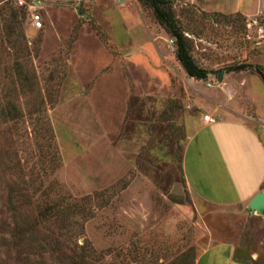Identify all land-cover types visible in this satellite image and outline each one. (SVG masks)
I'll use <instances>...</instances> for the list:
<instances>
[{
    "label": "rangeland",
    "instance_id": "rangeland-1",
    "mask_svg": "<svg viewBox=\"0 0 264 264\" xmlns=\"http://www.w3.org/2000/svg\"><path fill=\"white\" fill-rule=\"evenodd\" d=\"M35 1L40 28L27 7L0 0L6 263L60 264L46 248L54 234L62 251L84 244L94 264H193L219 239L264 264V214L197 199L180 170L213 109L241 114L264 141V0H168L205 78L187 74L174 36L140 0ZM13 196L22 220H37L17 244Z\"/></svg>",
    "mask_w": 264,
    "mask_h": 264
},
{
    "label": "crops",
    "instance_id": "crops-1",
    "mask_svg": "<svg viewBox=\"0 0 264 264\" xmlns=\"http://www.w3.org/2000/svg\"><path fill=\"white\" fill-rule=\"evenodd\" d=\"M212 112L214 120L199 119L186 141L185 182L201 201L247 206L256 191L264 192V141L241 114ZM258 258L247 245L219 239L208 243L195 264H262Z\"/></svg>",
    "mask_w": 264,
    "mask_h": 264
},
{
    "label": "trees",
    "instance_id": "trees-1",
    "mask_svg": "<svg viewBox=\"0 0 264 264\" xmlns=\"http://www.w3.org/2000/svg\"><path fill=\"white\" fill-rule=\"evenodd\" d=\"M140 1L152 7L153 13L157 18V20L167 29L169 33H171L174 36L175 45H176L175 55L179 60V62L181 63V65L183 66V68L185 69V71L187 72V74L195 76L197 78H205L207 76L208 70L205 67L199 65L195 61L190 50L188 37L184 34L183 30L179 27V25L176 24V19L173 15L170 5L168 4L169 1L168 0H140ZM21 6H24L26 8L25 5H21ZM13 14L14 16H16V12H13ZM246 66H247L246 63H239L230 66L229 69H242ZM256 71L260 75V78L264 83V70L260 66L256 65ZM180 170L182 172V179L184 180L182 165H180ZM9 198L11 204L8 208L11 213V222H12L11 225L12 232L10 233L11 235L9 236V240L10 243L17 244L16 242L22 236V234L18 235V233H24L23 228L36 229L35 225L37 220L36 218L34 219L33 222L22 220L19 212V204H17L15 197L13 196ZM73 205H75V203L71 204V206ZM39 214L40 215L43 214V209L39 211ZM43 241H45L44 237H43ZM28 243L29 244L34 243V240L29 236H28ZM45 243L47 244L46 248L50 250V253H52L54 258L57 259L60 264H94L90 260V255L92 252L89 249H85L84 244H77L75 252L62 251L60 247L61 245L59 239L54 234L50 235L49 239H47ZM196 258L194 259L193 264H195ZM15 263L17 262L6 263L5 257L0 252V264H15Z\"/></svg>",
    "mask_w": 264,
    "mask_h": 264
},
{
    "label": "built area",
    "instance_id": "built-area-1",
    "mask_svg": "<svg viewBox=\"0 0 264 264\" xmlns=\"http://www.w3.org/2000/svg\"><path fill=\"white\" fill-rule=\"evenodd\" d=\"M20 5H25L29 9V18L31 24L35 28H40L42 26V15L41 12L37 9L35 0H17ZM169 42H173V38L170 37ZM204 121L211 122L214 120V117L210 113H204L202 115Z\"/></svg>",
    "mask_w": 264,
    "mask_h": 264
},
{
    "label": "water",
    "instance_id": "water-1",
    "mask_svg": "<svg viewBox=\"0 0 264 264\" xmlns=\"http://www.w3.org/2000/svg\"><path fill=\"white\" fill-rule=\"evenodd\" d=\"M218 74L221 77L222 70H219ZM247 206L252 213L264 214V192L261 190L256 191L249 199Z\"/></svg>",
    "mask_w": 264,
    "mask_h": 264
}]
</instances>
